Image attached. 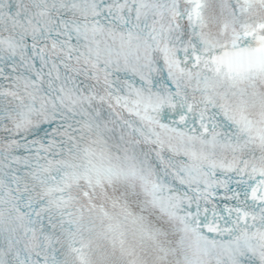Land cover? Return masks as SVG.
Returning a JSON list of instances; mask_svg holds the SVG:
<instances>
[{
    "label": "snow or ice",
    "instance_id": "6c2138e0",
    "mask_svg": "<svg viewBox=\"0 0 264 264\" xmlns=\"http://www.w3.org/2000/svg\"><path fill=\"white\" fill-rule=\"evenodd\" d=\"M0 264H264V0H0Z\"/></svg>",
    "mask_w": 264,
    "mask_h": 264
}]
</instances>
